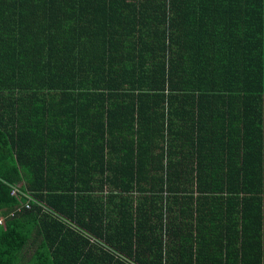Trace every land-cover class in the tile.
Segmentation results:
<instances>
[{
  "label": "trees",
  "instance_id": "1",
  "mask_svg": "<svg viewBox=\"0 0 264 264\" xmlns=\"http://www.w3.org/2000/svg\"><path fill=\"white\" fill-rule=\"evenodd\" d=\"M0 218V264H264V0H0Z\"/></svg>",
  "mask_w": 264,
  "mask_h": 264
},
{
  "label": "built area",
  "instance_id": "2",
  "mask_svg": "<svg viewBox=\"0 0 264 264\" xmlns=\"http://www.w3.org/2000/svg\"><path fill=\"white\" fill-rule=\"evenodd\" d=\"M19 188H20V185H17V187L15 189H13L12 195L19 194L20 193L18 190ZM25 197H26V201L24 203H22L20 207L17 208V210L19 212L21 210H30L34 204L38 205V206L41 205V203L39 201H37L36 197H34L29 192L25 193ZM3 223H4L3 218H0V224H3Z\"/></svg>",
  "mask_w": 264,
  "mask_h": 264
}]
</instances>
